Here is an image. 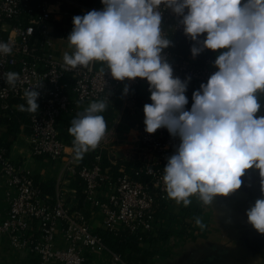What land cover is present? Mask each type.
Wrapping results in <instances>:
<instances>
[{"label":"built area","instance_id":"obj_1","mask_svg":"<svg viewBox=\"0 0 264 264\" xmlns=\"http://www.w3.org/2000/svg\"><path fill=\"white\" fill-rule=\"evenodd\" d=\"M103 8L102 2L85 0H0V42L12 48L9 55L0 53V117L9 116L17 107L15 100H26V89L39 93L38 110L28 115L33 156L56 161L66 155L67 144L59 134L58 121L75 114L83 105L106 99L107 106L112 108L105 137L97 146L101 149L106 140L118 138L129 118L144 112V105L152 103L146 79L116 81L106 63L98 61L75 68L64 63V54H70L64 44L70 43L67 38L73 29V17ZM160 11L161 30L166 38L186 35L182 17L164 6ZM161 55L171 66L174 78L181 81L190 77L207 82L217 71L211 55H181L169 47ZM8 72L19 74L14 87L7 82ZM258 115L264 114L260 111ZM137 131L144 159L130 170L113 161L103 164L101 151L83 164L66 159V170L79 181L83 204L98 210L102 228L114 234L152 233L168 223V219L155 212L160 203L169 200L163 181L164 167L180 140L167 129L148 134L145 126H139ZM106 153L109 160L113 151L107 149ZM0 168L3 181L12 190L0 221V234L11 249L28 251L37 264H85L88 250L95 247L109 250L121 261L122 257L104 244L98 232L90 229L83 210L68 207L59 192L53 197L44 193L33 174L11 160L4 147H0ZM134 175H144L146 179ZM59 234L63 242L58 241Z\"/></svg>","mask_w":264,"mask_h":264},{"label":"clouds","instance_id":"obj_2","mask_svg":"<svg viewBox=\"0 0 264 264\" xmlns=\"http://www.w3.org/2000/svg\"><path fill=\"white\" fill-rule=\"evenodd\" d=\"M103 10L73 17L67 40L73 47L64 63L73 68L91 62L106 63L116 81L146 79L152 103L145 104V131L154 134L166 128L180 144L168 158L163 181L167 197L188 207L195 196L204 206L217 197H230L244 185L248 170L260 177L261 197L246 210L247 224L264 236V115L258 93H264V0H102ZM182 17L184 33L196 44L206 34L202 47L193 46V57L205 49L219 52L217 71L192 96L191 110L185 92L188 80L174 78L161 53L171 41L161 30L160 7ZM12 48L0 42V53ZM15 86L19 74L6 73ZM128 88L125 87L124 94ZM39 93L26 89L27 107L35 113ZM107 100L92 102L73 119L76 159L97 148L106 134L100 113ZM250 187V185H248ZM203 230L202 218H195ZM226 223H231L228 219Z\"/></svg>","mask_w":264,"mask_h":264},{"label":"crops","instance_id":"obj_3","mask_svg":"<svg viewBox=\"0 0 264 264\" xmlns=\"http://www.w3.org/2000/svg\"><path fill=\"white\" fill-rule=\"evenodd\" d=\"M73 50V47L69 48L70 54ZM219 52L222 51H210V55L216 60ZM84 106L72 116L82 114ZM185 110L190 111L191 107L185 106ZM132 117L134 121L141 117L139 121L144 124V112H137ZM132 117L124 127L137 128ZM122 130L123 132H119L118 135H128L126 128ZM0 136L9 142L7 156L21 169L33 174L39 182L48 185L46 194L53 197L59 192L68 207L84 211L91 230L97 231L102 228L99 211L83 203L80 204L78 179L66 170V159L68 161L72 158L74 163L80 160L75 158L73 145H67L69 150L63 158L53 161L47 157H36L31 154L28 133L24 130L23 124L19 125L18 131L14 134H8L0 128ZM120 142L118 145H113V150L109 151L115 152V147L128 146L130 153L138 156L144 154V151L131 150L138 147L142 149L137 137L128 135L126 138H120ZM125 152L127 151L124 150L123 153ZM118 160L122 159L110 158L108 161ZM141 160L137 159L134 162ZM248 173L242 178L244 185L237 193L230 197H217L212 206H204L195 196L190 197L192 203L188 207H184L182 203L177 205L174 200L169 199L166 202L167 211L176 215L179 222L184 221L187 227L182 229L179 223L168 220L164 227L169 231L167 242L142 243L140 245L142 250L152 252L146 264H264V236L256 233L247 224L245 215L249 206L261 197L260 177L255 170H248ZM11 194L12 190L3 181L0 168V221L6 213ZM197 216L201 217L205 224L203 230L195 223ZM228 219H231V223H226ZM58 241L63 242L62 234L58 235ZM121 261L132 264L124 258H121ZM121 261L117 260L109 250L95 247L88 250L85 264H123ZM0 264H37V261L26 250L11 249L6 238L0 234Z\"/></svg>","mask_w":264,"mask_h":264},{"label":"trees","instance_id":"obj_4","mask_svg":"<svg viewBox=\"0 0 264 264\" xmlns=\"http://www.w3.org/2000/svg\"><path fill=\"white\" fill-rule=\"evenodd\" d=\"M87 3H101V0H85ZM168 39L171 41V44L169 48L174 50L175 52L181 54V55H187L191 54V48L193 46L202 47V40L200 44H196V42H193L189 37H187L184 34H175L173 36L168 37ZM210 55V50L205 49L202 51L197 57L203 58L208 57ZM185 81V80H183ZM207 82L199 81V80H188L187 90L185 92L186 98L188 99V104L186 106L191 107L193 104L192 96L193 93L200 89L201 84H206ZM258 100L261 104V112L264 114V93H258ZM15 103L18 105H24L27 107L26 100H15ZM107 113L112 112V108L110 106H107L106 110L103 113H100L104 117V119H107ZM29 112L27 111H20L18 107L13 108L11 112L9 113V116L0 117V128H3L4 131L8 134H14L18 131L19 125H24V130L29 133V118H28ZM77 115H71L66 118H62L58 121V126L61 124L64 130L69 131V128L71 127V122L73 119L77 118ZM108 122H106V125H108ZM166 129V128H162ZM73 139L74 137L71 136ZM70 144L73 145V141L69 140ZM9 142L6 139H3V136H0V147H4L6 150L8 149ZM104 158L107 159L103 164H108V156L105 153ZM93 157V154L86 153L83 154L82 158L80 159V164L85 163L86 161L91 160ZM108 161V162H107ZM118 165L123 164L125 165L127 170H130V168L136 167L140 162H134V161H123L118 160L116 162ZM34 176V175H33ZM135 178L144 180L146 179V176L144 175H134ZM34 179L37 183L40 184L42 190L44 193H48V188L46 185H44L42 182H39L38 179L34 176ZM79 183V181H78ZM80 195V204L83 203L81 193ZM156 215L161 218H166L172 222H177L181 225L182 229H185L187 227V224L183 222H179L176 215L171 214L166 209V204L160 203L156 209ZM98 234L101 236L104 244L112 251L117 254H119L122 258H124L128 263L132 264H146L148 259L152 256V252L142 250L140 248V245L144 242L149 243H157V242H164L168 239L169 231L165 228H158L154 232L145 233V234H133L129 233L127 231H121L116 234L114 232L100 228L97 230Z\"/></svg>","mask_w":264,"mask_h":264},{"label":"rangeland","instance_id":"obj_5","mask_svg":"<svg viewBox=\"0 0 264 264\" xmlns=\"http://www.w3.org/2000/svg\"><path fill=\"white\" fill-rule=\"evenodd\" d=\"M102 1V0H101ZM72 46L70 45V43H67V44H64V48H67L68 50H69V48H71ZM90 104H88V105H85L84 107H83V112H84V110L89 106ZM106 115H107V119L105 120L106 122L107 121H110V119H111V116H112V112H108L107 113V111H106ZM141 117H139V119H140ZM139 119H135V121H134V119H133V117H132V121H133V123L134 124H136L137 125V127H139V126H144V124L141 122V121H139ZM58 128H59V134L63 137V139L65 140V142H66V144L67 145H69L70 143V141L69 140H71V141H73L74 140V138L72 139L71 138V136L72 135H70V133H69V131H67V130H64V128L62 127V125L60 124L59 126H58ZM126 128V133H128V135H130V136H132V137H137V133H138V131H137V128H130V127H124V125H122V127H121V130L122 129H125ZM120 132H123V130L122 131H120ZM128 135L126 134L125 136H121V135H118L117 137V139H113V140H106L105 142H103L101 145L103 146V147H101V149H99V147H97L96 149H94V150H91L90 151V153L91 154H93V155H95V154H98L99 153V151H101V162L103 163V162H105L107 159H105L104 158V154L106 153V151H107V149H109L110 150V146H112L113 144L114 145H118L119 143H121L120 142V138H126V137H128ZM141 146V145H140ZM105 147V148H104ZM67 150H69V149H67L66 148V151ZM124 150H126L127 152H125V154L126 153H128V154H132V153H130V148L128 147V146H120V147H115V151H121V152H124ZM131 150H134V151H143L142 149L140 150L139 149V147L138 148H131ZM107 154V153H106ZM108 162V161H107Z\"/></svg>","mask_w":264,"mask_h":264},{"label":"water","instance_id":"obj_6","mask_svg":"<svg viewBox=\"0 0 264 264\" xmlns=\"http://www.w3.org/2000/svg\"><path fill=\"white\" fill-rule=\"evenodd\" d=\"M112 159H122V160H137L144 159L142 156H138V154H125L121 151H115L110 156Z\"/></svg>","mask_w":264,"mask_h":264}]
</instances>
